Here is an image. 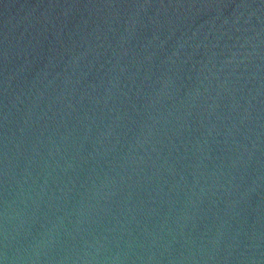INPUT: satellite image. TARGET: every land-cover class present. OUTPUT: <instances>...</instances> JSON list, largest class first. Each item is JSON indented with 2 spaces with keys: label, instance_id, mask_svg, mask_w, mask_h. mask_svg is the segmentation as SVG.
<instances>
[{
  "label": "water",
  "instance_id": "1",
  "mask_svg": "<svg viewBox=\"0 0 264 264\" xmlns=\"http://www.w3.org/2000/svg\"><path fill=\"white\" fill-rule=\"evenodd\" d=\"M0 264H264V0H0Z\"/></svg>",
  "mask_w": 264,
  "mask_h": 264
}]
</instances>
